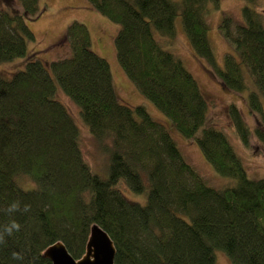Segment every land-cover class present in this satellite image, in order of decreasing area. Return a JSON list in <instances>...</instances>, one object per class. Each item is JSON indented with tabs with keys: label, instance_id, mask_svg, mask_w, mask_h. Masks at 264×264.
<instances>
[{
	"label": "trees",
	"instance_id": "trees-1",
	"mask_svg": "<svg viewBox=\"0 0 264 264\" xmlns=\"http://www.w3.org/2000/svg\"><path fill=\"white\" fill-rule=\"evenodd\" d=\"M10 1L0 8V64L27 61L11 78L0 77V264H51L43 251L58 241L78 259L92 225L111 239L114 264H215V250L231 264H264V178L246 177L227 137L209 123L196 80L153 36L155 30L173 37L180 16L194 53L225 90L243 92L244 76L249 77L246 108L264 123V29L258 14L244 6L241 22L221 17L218 31L230 52L220 67L205 21L207 6L218 0H88L119 26L116 59L141 96L180 135L195 141L218 174L236 179L233 187L215 189L185 162L168 130L143 106L118 100L109 65L90 50L85 25L66 26L63 41L70 55L46 67L36 54H26L34 41L26 21L40 14L41 0ZM55 83L107 154L105 178L85 161L78 128L55 98ZM230 110L247 144L251 131L238 108ZM254 134L264 142V130ZM18 176L29 178L33 188L19 187ZM125 187L145 194V203L125 197Z\"/></svg>",
	"mask_w": 264,
	"mask_h": 264
},
{
	"label": "rangeland",
	"instance_id": "rangeland-1",
	"mask_svg": "<svg viewBox=\"0 0 264 264\" xmlns=\"http://www.w3.org/2000/svg\"><path fill=\"white\" fill-rule=\"evenodd\" d=\"M173 1L179 2L180 0ZM6 2L10 3L11 1L0 0L1 9H5L2 6ZM244 6L258 14L264 29V0H218L217 4L210 3L207 6L205 14L206 36L213 59L220 67H222L225 53L230 52V47L220 35L218 24L223 15L231 17L234 21H243L241 10ZM40 7V14L35 19L26 21V25L34 35V41L26 45L27 56L36 54L39 61L46 67L52 61L69 56V47L63 41L64 30L72 21L82 23L87 27L90 34V50L105 59L109 65L112 86L118 100L131 107L143 106L153 120L162 124L175 141L185 162L201 176L207 185L215 189L235 186V178L218 174L204 159L195 141L180 135L171 126L167 118L141 96L136 87L127 79L115 55L114 37L119 28L118 25L96 12L88 0H41ZM153 36L163 50L180 59L184 68L196 80L207 103L209 123L227 137L241 160L246 177L250 180L264 178V142L260 141L254 134L255 129L264 130V123H262L261 116L249 113L246 108V99L252 84L249 77L246 74L244 76L246 89L243 92L235 93L225 90L212 74L207 61L194 53L182 28L180 16L174 19L173 37L162 36L155 30ZM26 61L27 58L23 57L1 63L0 77L11 78L15 72L24 68ZM48 72L55 82L49 69ZM55 84V98L67 109L78 128L79 147L85 161L95 174L105 178L107 175V154L102 150V145L93 139L86 125L81 121L78 107L69 101L57 83ZM261 104L264 115V99H261ZM232 105L238 108L243 121L251 131L252 135L247 144L242 142L236 130L234 116L230 110ZM15 182L23 190L28 189L25 186L32 185L30 188H33V183L27 177H15ZM121 193L130 200L140 204L145 203V194H134L126 187ZM214 257L215 264H231L229 258L220 250L214 251Z\"/></svg>",
	"mask_w": 264,
	"mask_h": 264
},
{
	"label": "water",
	"instance_id": "water-1",
	"mask_svg": "<svg viewBox=\"0 0 264 264\" xmlns=\"http://www.w3.org/2000/svg\"><path fill=\"white\" fill-rule=\"evenodd\" d=\"M115 248L109 236L100 227L92 225L84 254L74 259L61 242H55L43 251L51 264H114Z\"/></svg>",
	"mask_w": 264,
	"mask_h": 264
}]
</instances>
